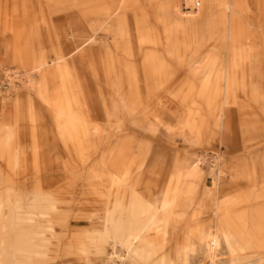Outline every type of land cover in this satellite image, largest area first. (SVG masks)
Listing matches in <instances>:
<instances>
[{
    "label": "rangeland",
    "instance_id": "1",
    "mask_svg": "<svg viewBox=\"0 0 264 264\" xmlns=\"http://www.w3.org/2000/svg\"><path fill=\"white\" fill-rule=\"evenodd\" d=\"M120 1L0 0V264H264V0Z\"/></svg>",
    "mask_w": 264,
    "mask_h": 264
},
{
    "label": "crops",
    "instance_id": "2",
    "mask_svg": "<svg viewBox=\"0 0 264 264\" xmlns=\"http://www.w3.org/2000/svg\"><path fill=\"white\" fill-rule=\"evenodd\" d=\"M142 2V3H141ZM152 2H157V3H162L164 6L162 8V12L164 17H166L169 8L175 11H178V8L181 7L182 4H179L177 0H173L169 3H166L164 0H130L127 3H125V5H123V7L126 9V13H127V9L132 8V7H138L140 4H142V9L144 11H148V13L150 12L149 7L150 4ZM104 16H108L111 20H114V24H112V27L116 26L117 29L114 30L115 34H118L120 36V41L118 42L119 46L122 47L124 50H133L134 48H132L131 44H130V40L134 38L135 34H138V32H136L135 27L132 28V24L130 23L131 20L128 19V13L127 15L123 12H106L103 13ZM166 14V15H165ZM173 33L179 32V31H172ZM124 34H128V38H123ZM92 37H89V39L86 41V44L89 43V40ZM131 38V39H130ZM93 39V38H92ZM83 45V46H84ZM82 46H78L76 47L72 53L70 54L73 55L75 54L79 49H81ZM123 50V51H124ZM40 69V68H39ZM163 199V198H162ZM161 199V200H162ZM158 201V202H154L150 208L153 210H157V211H161L162 213H166L167 207L169 206V201H167V203L162 204V201ZM217 215L215 214V225L217 224ZM231 217V219L235 222L236 226L239 225V223H245L246 221L251 223L252 225H263V226H256V227H252L250 228L251 230H262L264 231V217L262 215L256 214V213H251V212H246V213H235V214H230L229 215ZM246 222V223H247ZM214 225V226H215ZM215 230V228H214ZM244 234V236H248V234L246 232H242ZM258 232V236H259ZM263 255H264V251H263Z\"/></svg>",
    "mask_w": 264,
    "mask_h": 264
},
{
    "label": "bare ground",
    "instance_id": "3",
    "mask_svg": "<svg viewBox=\"0 0 264 264\" xmlns=\"http://www.w3.org/2000/svg\"><path fill=\"white\" fill-rule=\"evenodd\" d=\"M128 1H130V0H121L118 3L117 8L113 9L111 12H116V13H118V11L119 12L120 11L123 12L125 10V8L123 7V5H125V3H127ZM177 1H178L179 4H182V1L183 0H177ZM166 17L172 18V21H173V24H174V26L172 28L173 29L172 31H174V32L175 31L183 30L184 27H185V24L188 22V15H187V13L181 11L179 8H178V11H175V10H172V9L169 8V11H168ZM138 41H140V40L138 39ZM226 224H228V234L225 232V228H224V226ZM232 228H234V229L237 228L235 222L232 219H230V220L223 219L222 221H220L215 226V232H216L215 238L210 239V234L207 236V239H208L207 242L208 243L205 244V248H206L208 257L210 258L211 261H214L213 259L216 257L215 252L217 250L218 237L219 236H223L225 238H228V245L229 246L232 245V240L234 238V235L236 234V232H234ZM240 236H244V234L241 232L240 233ZM129 250H125L126 251V254L125 255L127 257H131L130 259H132V261H134V263H136V264H145V263H147V257L145 255L139 254V252H131ZM115 254H116V252L115 251H112L111 254L109 255V258H113L115 256ZM231 254H233L232 251H231ZM237 254H239L238 256L241 258L240 259L241 261L242 260H245L243 258L244 255H245L243 249L239 250ZM261 259H264V255H262L261 257L257 258V260H261ZM160 264H169V263H167L165 261H162Z\"/></svg>",
    "mask_w": 264,
    "mask_h": 264
},
{
    "label": "built area",
    "instance_id": "4",
    "mask_svg": "<svg viewBox=\"0 0 264 264\" xmlns=\"http://www.w3.org/2000/svg\"><path fill=\"white\" fill-rule=\"evenodd\" d=\"M199 160H201V157L199 158ZM211 162V164L213 163V161H210Z\"/></svg>",
    "mask_w": 264,
    "mask_h": 264
}]
</instances>
